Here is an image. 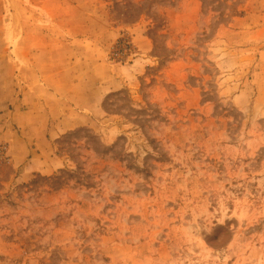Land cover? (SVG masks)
Here are the masks:
<instances>
[{"label": "rangeland", "instance_id": "374dc122", "mask_svg": "<svg viewBox=\"0 0 264 264\" xmlns=\"http://www.w3.org/2000/svg\"><path fill=\"white\" fill-rule=\"evenodd\" d=\"M0 264H264V0H0Z\"/></svg>", "mask_w": 264, "mask_h": 264}, {"label": "trees", "instance_id": "16d2710c", "mask_svg": "<svg viewBox=\"0 0 264 264\" xmlns=\"http://www.w3.org/2000/svg\"><path fill=\"white\" fill-rule=\"evenodd\" d=\"M131 9L133 10L134 14H137L136 17L139 18V16H142L143 11H144V5L143 4H134L133 6H131ZM133 15V14H132ZM127 18L129 15H126ZM132 20V19H131ZM130 19H128V22L131 21ZM136 20V19H135ZM37 180H34V182H36ZM55 187L56 185H58L59 188L63 187L64 185L67 184V180L65 179V177L63 175L60 176H56L55 178H53Z\"/></svg>", "mask_w": 264, "mask_h": 264}]
</instances>
